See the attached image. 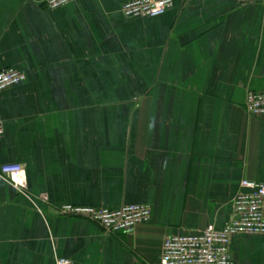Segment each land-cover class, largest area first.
<instances>
[{
  "label": "crops",
  "instance_id": "crops-1",
  "mask_svg": "<svg viewBox=\"0 0 264 264\" xmlns=\"http://www.w3.org/2000/svg\"><path fill=\"white\" fill-rule=\"evenodd\" d=\"M130 0H0L3 264H154L165 236L221 228L242 179L264 184V118L244 108L264 91V4L173 0L156 17ZM147 204L149 221L105 234L56 214L64 204ZM264 209V208H263ZM233 264H264V235L235 234Z\"/></svg>",
  "mask_w": 264,
  "mask_h": 264
},
{
  "label": "built area",
  "instance_id": "built-area-1",
  "mask_svg": "<svg viewBox=\"0 0 264 264\" xmlns=\"http://www.w3.org/2000/svg\"><path fill=\"white\" fill-rule=\"evenodd\" d=\"M72 0H41L45 7L54 9ZM201 1V0H189ZM240 4L260 3L264 0H236ZM173 0H130L122 4L120 12L125 16L156 17L172 6ZM24 79V73L13 68L0 70V91ZM244 108L254 118H264V91L248 90ZM4 124L0 115V136ZM0 177L12 186L24 189L25 171L19 163L0 166ZM231 217L221 228L206 225L198 232L165 236L159 260L154 264H233L229 246L235 234L264 235V184L242 179L231 200ZM54 212L60 215L80 217L95 223L105 234L131 233L134 228L149 221L151 209L147 204H123L115 209L89 205L64 204ZM0 264H3L0 260ZM57 264H68L58 259Z\"/></svg>",
  "mask_w": 264,
  "mask_h": 264
}]
</instances>
